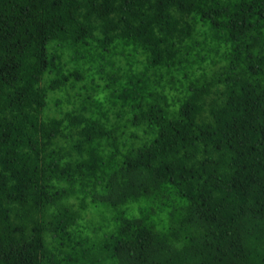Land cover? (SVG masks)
Masks as SVG:
<instances>
[{
  "label": "trees",
  "instance_id": "obj_1",
  "mask_svg": "<svg viewBox=\"0 0 264 264\" xmlns=\"http://www.w3.org/2000/svg\"><path fill=\"white\" fill-rule=\"evenodd\" d=\"M0 264H264V0H0Z\"/></svg>",
  "mask_w": 264,
  "mask_h": 264
},
{
  "label": "rangeland",
  "instance_id": "obj_2",
  "mask_svg": "<svg viewBox=\"0 0 264 264\" xmlns=\"http://www.w3.org/2000/svg\"><path fill=\"white\" fill-rule=\"evenodd\" d=\"M48 109H49V105H50V101H51V99H50V94H48ZM55 108V107H54Z\"/></svg>",
  "mask_w": 264,
  "mask_h": 264
}]
</instances>
